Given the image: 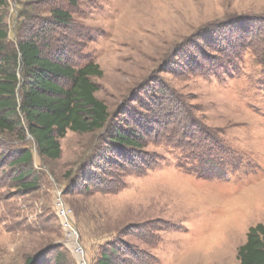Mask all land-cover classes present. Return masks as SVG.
I'll list each match as a JSON object with an SVG mask.
<instances>
[{"label":"rangeland","instance_id":"1","mask_svg":"<svg viewBox=\"0 0 264 264\" xmlns=\"http://www.w3.org/2000/svg\"><path fill=\"white\" fill-rule=\"evenodd\" d=\"M52 9L71 16L56 38L78 43L76 65L99 66L110 118L68 132L57 160L0 134V264H97L110 249L116 264H239L264 226V0H7L8 41L48 28ZM117 130L141 148L109 143ZM24 147L30 190L10 165Z\"/></svg>","mask_w":264,"mask_h":264},{"label":"trees","instance_id":"2","mask_svg":"<svg viewBox=\"0 0 264 264\" xmlns=\"http://www.w3.org/2000/svg\"><path fill=\"white\" fill-rule=\"evenodd\" d=\"M6 4L7 0H0V9ZM50 14L48 28L39 34L31 31L28 39L16 44L8 41L0 20V134L16 135L20 142L28 134L40 157L57 160L60 141L68 132L82 135L105 129L110 116L95 96L98 87L92 79L102 76L99 66L92 62L77 66L69 54L78 43L71 47L56 38L58 30L71 24V16L61 9H52ZM109 139L124 151L141 148L143 141L119 130ZM10 165L21 170L15 178L20 188L32 189L36 179L26 181L33 173L31 151L24 147ZM115 254L112 249L103 252L97 264H116ZM237 259L239 264H264L263 225L248 229ZM54 264H68L62 252L55 254Z\"/></svg>","mask_w":264,"mask_h":264},{"label":"built area","instance_id":"3","mask_svg":"<svg viewBox=\"0 0 264 264\" xmlns=\"http://www.w3.org/2000/svg\"><path fill=\"white\" fill-rule=\"evenodd\" d=\"M58 209H59V212H60L61 223H62L63 227L65 229H69L70 225H71V221L69 219L70 215H69L68 210L62 204L58 205ZM71 236H74V233H71ZM76 253L78 255L82 254L81 248H77L76 249Z\"/></svg>","mask_w":264,"mask_h":264}]
</instances>
